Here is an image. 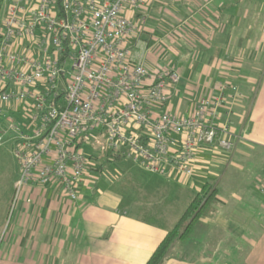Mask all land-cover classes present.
Instances as JSON below:
<instances>
[{
    "label": "crops",
    "instance_id": "1",
    "mask_svg": "<svg viewBox=\"0 0 264 264\" xmlns=\"http://www.w3.org/2000/svg\"><path fill=\"white\" fill-rule=\"evenodd\" d=\"M127 15L131 57L179 74L158 111L188 115L227 84L214 122L227 125L233 149L200 147L181 184L214 182L215 210L163 264H264V0H142ZM152 173L161 179L134 191H99L88 176L74 201L56 182L27 184L15 202L13 189L0 193V264H144L184 209L170 200L177 174Z\"/></svg>",
    "mask_w": 264,
    "mask_h": 264
},
{
    "label": "built area",
    "instance_id": "2",
    "mask_svg": "<svg viewBox=\"0 0 264 264\" xmlns=\"http://www.w3.org/2000/svg\"><path fill=\"white\" fill-rule=\"evenodd\" d=\"M141 2L5 0L0 145L10 142L18 165L13 202L25 185L52 182L76 200L87 162L79 145L102 135L111 153L161 174L190 176L200 147L233 149L227 125L214 122L226 83L198 97L188 115L158 111L180 78L131 57L127 11Z\"/></svg>",
    "mask_w": 264,
    "mask_h": 264
},
{
    "label": "rangeland",
    "instance_id": "3",
    "mask_svg": "<svg viewBox=\"0 0 264 264\" xmlns=\"http://www.w3.org/2000/svg\"><path fill=\"white\" fill-rule=\"evenodd\" d=\"M3 7L4 4L2 6V11ZM94 140L95 138H90L89 140L86 139L83 142L81 151L85 155L87 161L83 178L92 176L93 179H95L94 188H96L97 190L114 191L116 189H133L134 187H131L132 183L137 185L136 187L147 186L148 189H151L152 185L155 184L153 182V179H161V175L149 172V170L145 168L143 162L141 161H134L127 156H122L118 160H112V158L108 155L111 152L103 146L105 142V138L103 135L100 136L98 141ZM90 154H93L95 158L89 157ZM168 176L169 175L165 174L163 178ZM16 177L17 161L12 153L10 142H6L2 146H0V193L4 198L7 197L10 189H13V187L11 186ZM187 179V176L181 174H177L176 177L168 179V183L170 186L169 192L171 194L170 200H172L173 202L175 201L172 205L174 206L173 210L178 208L181 209L182 207L185 208V206L190 201V193L192 194V197L196 193L195 189L189 190L187 187L181 186V184L184 183ZM176 193L179 196L182 195V197L178 199V197H175ZM1 195L0 202L2 200ZM196 226L197 224L194 226V229L192 230L189 237L185 239L186 241L189 240L193 232L195 234ZM174 253L180 254L179 248L176 246V244L174 246Z\"/></svg>",
    "mask_w": 264,
    "mask_h": 264
},
{
    "label": "trees",
    "instance_id": "4",
    "mask_svg": "<svg viewBox=\"0 0 264 264\" xmlns=\"http://www.w3.org/2000/svg\"><path fill=\"white\" fill-rule=\"evenodd\" d=\"M5 0H0V17ZM82 145H79L81 148ZM112 160H118L122 156L109 153ZM89 157L95 158L93 154ZM217 186L214 182L206 181L200 185L190 202L183 209L175 224L166 231L154 250L150 253L144 264H163L174 253L176 242L189 237L194 226L202 217L211 215L215 210Z\"/></svg>",
    "mask_w": 264,
    "mask_h": 264
}]
</instances>
